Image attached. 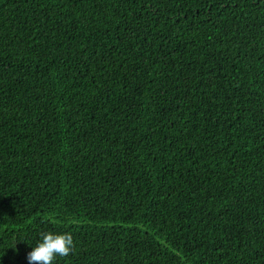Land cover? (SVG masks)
Here are the masks:
<instances>
[{
    "label": "trees",
    "instance_id": "obj_1",
    "mask_svg": "<svg viewBox=\"0 0 264 264\" xmlns=\"http://www.w3.org/2000/svg\"><path fill=\"white\" fill-rule=\"evenodd\" d=\"M264 264V0H0V264Z\"/></svg>",
    "mask_w": 264,
    "mask_h": 264
},
{
    "label": "clouds",
    "instance_id": "obj_2",
    "mask_svg": "<svg viewBox=\"0 0 264 264\" xmlns=\"http://www.w3.org/2000/svg\"><path fill=\"white\" fill-rule=\"evenodd\" d=\"M74 240L70 233L47 232L27 253L28 264H53L56 257H67L74 251Z\"/></svg>",
    "mask_w": 264,
    "mask_h": 264
}]
</instances>
